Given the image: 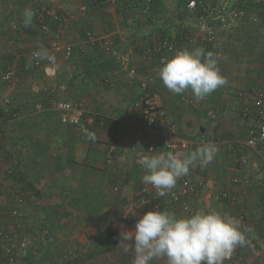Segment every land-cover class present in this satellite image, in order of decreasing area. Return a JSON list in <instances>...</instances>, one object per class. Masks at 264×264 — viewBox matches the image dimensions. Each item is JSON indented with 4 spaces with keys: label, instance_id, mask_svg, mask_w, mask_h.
Segmentation results:
<instances>
[{
    "label": "crops",
    "instance_id": "1",
    "mask_svg": "<svg viewBox=\"0 0 264 264\" xmlns=\"http://www.w3.org/2000/svg\"><path fill=\"white\" fill-rule=\"evenodd\" d=\"M2 1L0 66H6L11 58L20 77L17 82L5 83L0 76V229L14 237L29 235L32 238L29 248L16 251L14 264H59L58 258L53 261L49 256L54 246H58L60 252L66 248L79 249L85 236L80 235V231L90 229L97 233L100 228L102 232L108 228L110 219L120 217L134 227L127 219L134 194L144 185V170L136 162L134 148L146 151L149 145L159 144L172 123L177 125L181 136L206 134L221 140L216 156L208 164L206 188L191 199L195 212L200 209L227 213L243 211L252 225L251 236H257L255 228H264V149L248 151L250 164L257 166L254 170L253 167L249 169L250 164L245 169L236 167L231 155L237 145L231 140L245 135L246 125L231 115V109L227 111L228 105L240 108L248 100L237 96V92L234 93L237 90H231L230 101L219 91L217 96L214 93L207 96L206 101H197L192 93L193 102H188L183 99L187 91L174 94L164 86L159 78L162 64L150 61L144 54L145 47L163 38H178L182 32L196 35L197 23L185 9L188 0H159L151 10L153 15L150 13L143 18L137 17L128 5L113 7L90 2L88 10L81 13L82 0H39L62 9L63 42L75 47L71 59H66L63 53L57 54L56 76L37 72L29 59V53L36 47L44 54H51L52 36L35 26L23 30L13 28V24L23 18L24 10L32 7L33 0ZM166 7L177 13L176 20L171 19L169 24L162 18ZM16 17L18 19L14 20ZM89 30L99 40L113 41L121 53L130 57L128 67H135L139 76L145 72L153 75L152 89L166 109V116L156 126L146 127L139 112L132 109L138 95L137 82L127 78L125 66L86 40L85 32ZM196 46L182 41L177 53L191 51ZM259 57L256 60L258 72ZM260 80L249 73L240 86L245 88L249 81ZM62 85L66 86L64 96L85 101L88 115L95 116L94 120L86 116L79 125L61 122L41 91L46 88L59 90ZM208 102L221 112L215 120L207 116ZM99 118L104 119L103 123ZM117 141L119 147L114 162L108 164L109 147ZM236 175L248 178L250 187L234 183ZM16 187L27 192L22 217L11 214L16 207ZM222 189L232 195L229 202L218 200L217 193ZM172 212L181 216L178 210ZM98 215V220L92 223L91 218ZM107 220L106 225H99ZM240 250L246 261L255 260L253 251L246 246ZM154 264L165 262L159 260Z\"/></svg>",
    "mask_w": 264,
    "mask_h": 264
},
{
    "label": "built area",
    "instance_id": "2",
    "mask_svg": "<svg viewBox=\"0 0 264 264\" xmlns=\"http://www.w3.org/2000/svg\"><path fill=\"white\" fill-rule=\"evenodd\" d=\"M158 1L159 0H124L119 2L118 0H82L79 5V11L85 13L88 10L90 2L96 4L104 3L113 7L128 5L134 9L137 17H146L150 14L153 6ZM236 2L235 0H213L210 2L204 0H188L185 5L187 14L194 15V13H196L197 15L198 29L196 35H192L189 32H182L178 38H163L145 47L144 54L150 61L162 64L167 59H170L171 54L177 53L182 41L192 42L195 46L197 45L196 47L202 48L213 45L218 38L219 29H228L234 22L239 20L238 18L240 16L245 14L244 9L234 8V5L238 4ZM2 7L3 3L2 0H0V12ZM31 9L35 11V17L29 26H36L44 34L52 36L53 51L51 54H44L41 49H33L29 53V59L37 72L47 76H56L57 69L55 61L57 54L63 53L66 59H71L75 53L73 44L63 42L64 18L62 9L47 5L39 0L32 1ZM212 23H216L219 26L215 27ZM27 27L24 26L23 18L13 24L15 30H23ZM85 37L90 44L100 47L104 54L111 56L122 66L126 67L127 78L130 81L137 82L139 87L138 95L131 106L132 109L139 112V116L146 127L151 128L156 126L159 121L166 116V109L159 103L152 89L155 82L153 75L149 72H145L142 76H139L135 67L129 68L130 57L121 53L113 41L99 40L96 34L91 30L85 32ZM48 57H51V59ZM19 77V72L13 64H7L1 74V79L6 83L17 82ZM65 89L66 86L62 85L59 90L46 88L41 92L48 97V103L51 104L53 110L59 114L63 124L79 125L83 121V118L89 116L88 114L90 112L83 99L73 100L64 96L63 92ZM185 94L183 99L192 103V91L187 90ZM239 97L247 99L248 102L244 104L243 107L239 108L234 106L231 108V115L233 114L236 120L241 121L242 124L244 123L246 129L245 135L231 140L233 144L237 145L232 152L231 158L237 168L245 169L250 164L248 151H260L264 149V87L255 86L248 91H241ZM204 99L206 101L208 97ZM220 114L221 112L208 102L207 116L215 120ZM94 117H91L92 120H94ZM99 119L101 123H103L104 119ZM220 143L221 140L206 134H201L198 137L181 136L178 132L177 125L172 123L167 126V135L161 142L159 144L149 145L146 151L151 150L156 153L171 151L173 153L188 154L203 145L214 144L219 146ZM118 147V141L110 145L107 157L108 164L114 162ZM134 154L138 159L139 156L147 153L134 148ZM207 170L208 165L206 167L198 165L191 169L189 174L180 178L176 186L163 197L157 196L156 189L152 185L144 184L141 186L134 194L132 208L128 215L132 225L135 227L139 218L146 212L156 210L157 208L171 212L172 210H178L181 216L193 214L195 210L191 205V199L195 195L203 193L206 188ZM232 181L236 184L244 183L248 186L250 185L248 178H242L239 175L234 176ZM14 195L16 207L12 210L11 214L14 217H22L24 215L23 209L27 203V192L22 187H16ZM217 198L221 202H229L232 199V195L228 190L222 189L217 193ZM133 212L135 213L134 215L132 214ZM229 214L240 219L242 225L250 229V231L246 232V237L248 239L246 247L251 252L256 250L259 246V242L251 236L252 225L248 220L247 214L243 211L231 212ZM45 232L48 234V230ZM31 242L32 238L29 235L14 237L4 229H0V264L6 262L8 264H14L17 260L16 251L29 248ZM244 258L245 255L243 251L238 247L227 261L228 264H243ZM47 264L54 263L49 262Z\"/></svg>",
    "mask_w": 264,
    "mask_h": 264
},
{
    "label": "clouds",
    "instance_id": "3",
    "mask_svg": "<svg viewBox=\"0 0 264 264\" xmlns=\"http://www.w3.org/2000/svg\"><path fill=\"white\" fill-rule=\"evenodd\" d=\"M22 15L27 27L35 11L26 8ZM159 78L174 94L191 90L197 101L227 83L215 54L202 47L180 51L164 61ZM90 137L95 139L94 135ZM145 152L136 161L144 170L142 182L152 185L157 196L163 197L191 169L211 163L218 147L206 144L188 154ZM248 231L240 219L227 212L200 209L191 216H177L157 208L139 218L133 231L122 232L120 245L125 253L133 254L132 264H154L159 260L165 264H225L236 248L248 244Z\"/></svg>",
    "mask_w": 264,
    "mask_h": 264
},
{
    "label": "rangeland",
    "instance_id": "4",
    "mask_svg": "<svg viewBox=\"0 0 264 264\" xmlns=\"http://www.w3.org/2000/svg\"><path fill=\"white\" fill-rule=\"evenodd\" d=\"M206 1L210 2L213 0H206ZM235 1H237L236 3H238L234 5L235 9H243L242 7H247L244 9L245 14L243 16H240L238 18L239 20L234 22L233 25L228 29H219L218 38L216 42L213 45L204 48L207 51H211L215 54L217 59V66L221 74L226 78L227 81V83L223 87L213 92L215 94L214 96H217L218 92L221 91L222 93H225L226 101L227 100L230 101L229 95L231 94V90L232 91L237 90L234 91V93L237 92L236 94L238 96V94L241 91L243 92L248 91L252 87L255 86L264 87V79L259 74L258 66L256 65V60H258V57L264 52V18H262V15H264V0H255V1L235 0ZM258 3H262V5L258 6ZM165 9H166L165 10L166 14L164 17H162V18H166L164 20L165 23L169 24L171 19L176 20L177 13H175L174 10L170 11L169 8L167 7ZM173 12L175 14L170 15V13ZM150 13H152L153 15V12ZM191 17H192V21L197 23L196 13H194V15L192 14ZM16 19L18 18L16 17L14 20ZM141 21L143 22L146 20L142 19ZM212 25H214L215 27L219 26L216 23H212ZM34 49H41V48L36 47ZM10 59L11 58L8 59L7 64L15 65V62ZM4 68H5V64H1L0 76ZM249 73H252L254 76H258L259 79L261 80L255 83L249 81V86L248 87L246 86L244 88L240 86V83L245 82L244 80H247V75ZM37 75L41 76L39 73H37ZM249 77H251V75ZM238 86L241 87V90L237 89ZM228 107L229 109L227 108V111L231 109L232 105L230 104L228 105ZM254 160L256 162V159ZM251 162L253 163V161ZM256 167H254L253 164H250L249 169L252 168L254 170V168ZM262 202L264 207V200ZM243 204L245 203L243 202ZM99 216L100 215L91 218L92 220L91 222L94 223V221L98 220ZM106 222H108V220L101 224L99 223L98 224L100 226L106 225ZM109 225L115 227L120 231V233L118 234V238L120 240L118 241L115 247L112 245V248H109V244L105 241V239H103L102 234H104V231L106 229L100 232L101 229L99 228L97 233H95L96 231L94 232L93 230L92 232V230L89 229L88 232L80 231L79 234L80 235L85 234V236L82 237L83 242L81 241L82 246L79 249L74 250L72 248H66L64 251L60 252V249L57 248L58 246H54V248L51 249L50 251V255H49L50 259L56 261L55 259L58 258L56 262L59 264H72V261L80 254L81 255L87 254V256L88 255L91 256H88L84 264H132L133 254L125 253L123 251V244L120 245V243L122 241L121 233L127 231H133L135 228L127 224L123 220V218L120 217H118L117 219H110L109 223H107L108 227ZM117 225H122V227L118 228ZM254 232L257 235L255 238L259 242L258 248L253 251V256H255L254 258L255 260L246 261V259H244L243 264H264V248H262L264 243V228L263 229L255 228ZM98 236H100V238H98ZM101 241H104L103 246L102 248L97 249L96 245ZM56 252L58 253L56 254Z\"/></svg>",
    "mask_w": 264,
    "mask_h": 264
},
{
    "label": "trees",
    "instance_id": "5",
    "mask_svg": "<svg viewBox=\"0 0 264 264\" xmlns=\"http://www.w3.org/2000/svg\"><path fill=\"white\" fill-rule=\"evenodd\" d=\"M255 5V4H254ZM262 3H258V6H261ZM243 9L247 8V7H242ZM262 18H264V15H262ZM259 61H260V69H259V73L261 75H263L264 77V52L260 55L259 57ZM127 221L130 223V219H127ZM120 233V231L118 229H116L113 226H110L104 231V234H102L103 239H105V241L109 244V248H112V245L115 247L116 244L118 243V241L120 240L118 238V234ZM98 238H100V236H98ZM103 242L101 241L100 243H98L96 245L97 249L102 248L103 246ZM91 256V255H88ZM87 254L84 255H79L78 257H76L73 261L72 264H84L85 260H87L88 258ZM93 256V255H92ZM94 257V256H93Z\"/></svg>",
    "mask_w": 264,
    "mask_h": 264
}]
</instances>
